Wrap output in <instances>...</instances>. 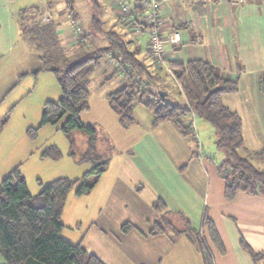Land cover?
Here are the masks:
<instances>
[{"label": "crops", "instance_id": "0c3cea01", "mask_svg": "<svg viewBox=\"0 0 264 264\" xmlns=\"http://www.w3.org/2000/svg\"><path fill=\"white\" fill-rule=\"evenodd\" d=\"M40 1V6L20 8L18 16L23 10H26L28 13L34 10H40L41 12L42 9H46L47 13L46 16H43L45 18L42 17L41 24L52 21L56 27L55 33L57 41L61 44L65 43L68 47H73V49L75 48L74 50L78 56L84 48L91 53L96 49H100L98 47L105 44L101 39V33L91 28L92 26L88 32L82 30L77 22L81 17L80 10L76 8L75 4H72V8L70 9L67 0ZM95 1L103 11L102 15L113 23V27L124 31L126 38L123 39L128 42V48L130 50H136L137 57L149 70H154V59L149 51L148 35L146 34V37L144 34L146 32L141 28L143 9L139 1ZM102 2L107 6L106 11L105 8H103L104 5ZM123 5L129 6L131 9L130 13L127 15L123 12ZM13 11L12 0H0V29L7 30L10 34H15L13 30ZM92 12V15L95 14L93 5ZM24 18H26V16ZM159 21L161 35L164 38L168 37L174 31H177L180 33L181 40L177 47L171 46L168 43L164 45V67L167 69H162L160 73L156 75V77H158L156 78V81L158 80L157 84L161 82L163 76H168L174 82L177 94L182 100L183 96L180 93L179 85L171 74H169L171 70L168 65L169 63H185L189 60L200 59L212 64L222 77L231 80L236 79L239 84V89L242 88L244 82L250 83L251 85L253 84L257 90V93L253 94L257 95L259 99H264V87L261 85L264 83V0H244L238 3L232 2L231 0H168L160 12ZM71 23L73 25L72 27L71 25L66 27L67 24ZM18 26L21 30L22 26L20 23H18ZM113 31L118 34L117 30ZM26 41L31 43V39L28 36ZM79 41L83 43L80 45ZM103 47L106 46L104 45ZM25 48L29 49V46L27 45ZM3 53L4 52L0 49V60ZM113 63L111 58H103L102 66L98 69H105L106 75L109 73L106 79L112 76L111 74L113 71L110 73L111 70L109 69H114ZM29 73L30 72H25V75ZM37 74L38 72L35 75L32 73L33 77H26L25 75L23 78L20 77L21 82L19 81L16 83L15 87L13 86L7 91L6 96L8 93L19 88L16 94V98L19 95L18 99L15 100V98L5 107V109L8 108V111L11 110L12 112L13 108L16 106L11 115L12 119L14 118V112H16L19 106L17 104L19 100H21L20 102H25L28 108L31 105L37 106L36 108L40 111L45 101L54 100L53 98L48 99L47 96L44 95L34 97L39 82V74ZM28 79L31 81L28 82ZM122 80L123 79H121V81ZM22 81L25 82L24 85H22ZM122 83L124 82L122 81ZM107 92L100 93L94 100L89 98L88 109L82 112L81 119L85 124L99 123L89 120L88 115L85 116L86 113L90 112L93 105H95V114L102 117L101 120L103 123L106 121V117L111 114L108 123L110 127L114 128V132L111 131L114 138L111 142L117 147L116 149H118L119 155L117 154L115 157L112 171L110 170L113 164V157L109 159L107 171L99 178V186L102 187L101 191L103 193V198L98 205L86 204L88 199L85 200L84 206H79L71 222L66 220L65 213L64 211L62 212L61 222L63 223V229L61 231V237L70 243H81L88 252L95 254L105 264H168L165 262L167 255L173 260V264H204L197 246L192 243L187 236H175L171 231L158 235H149L152 223L160 220L161 214L155 212L152 208V204L158 195H142L143 188L141 184L147 182L149 177L160 174L157 166L158 161H174L173 159H176L172 150V145L174 143H184V141H186L188 155H191L189 164L193 163L198 168L197 172L194 174V178L197 182L209 179L208 191L215 178V169L212 167L211 163L205 159L203 152L201 156L194 157L193 151L197 145L195 146L190 136H181L172 122H164L153 127L152 123L154 116L152 120L149 115V118L147 117V122H143V120L137 118L136 109L134 108V122L126 128L122 127L118 122L117 116L110 109L106 99ZM238 93L239 91H237L236 95L223 94V103L240 115L243 137H245V126L247 123L251 127V131L260 132L261 129L258 128V126H262L264 123V108L261 109V107L264 106L263 103L259 102L258 105L246 109L245 112V108H241V106H238L233 101L238 97ZM165 95L171 96L168 93H165ZM27 98H30L28 103ZM14 103L16 104L15 106L13 105ZM140 106L142 105L140 104ZM140 111H138V113H140ZM4 114H0V117ZM247 115L249 116L247 117ZM29 116L31 117L32 114L30 113ZM251 117L253 120L252 123L249 121ZM102 121L100 123H102ZM39 122V120L37 121L34 119L25 121L23 127L26 133L29 128L37 126ZM6 126L8 128L11 127L9 120L3 129ZM256 126L257 128H255ZM194 128L196 134L195 138L200 142L201 139L198 135L199 131L196 130L195 125ZM14 137H16V135H12L6 142L8 143V150L12 148L14 144L12 143ZM261 139V142L264 144V137H261ZM143 143L148 147V150L143 148H139V151L137 150L136 152L133 150ZM28 144L32 146V143ZM49 145L32 147L27 154L19 155L17 158L14 156L15 152L11 150L13 156L11 161L7 163L4 161L5 157L0 153V182L13 168L19 167V164L25 162L28 164L27 169L21 170L19 168L23 175L26 172L33 173L30 171L31 166L36 175L46 173V169H50L52 172L58 170L59 166L57 163H48L47 159L40 157L41 153ZM56 146L58 147V145ZM154 149H156L161 156L150 154V151ZM184 157L185 155L179 158L181 162H177L178 165L183 163ZM89 165L91 168V164ZM70 169L71 171L74 170L72 174L75 176L65 177L71 179H80L82 177L79 178L78 176L81 173L79 171L81 169L77 167H71ZM208 170L212 171L211 174L213 175V179H211ZM207 175L210 177L208 178ZM60 177L63 176H58L57 178ZM215 181L216 179H214V182ZM184 183L188 187V190L194 191V183L191 182L192 184H189L186 181H184ZM97 186L98 185L95 184L88 194L93 192L92 194H94L95 197ZM72 198V200L76 199V197ZM162 199L167 203L168 207L166 205V208L169 211V207L171 206L169 201L163 196ZM66 201H68V199H66ZM224 202H226V206L232 211L231 215H234L237 219L240 217L245 219L248 217L253 218V221L248 222L247 225L251 226L254 234L256 233L257 235L255 243L252 244L253 248L250 244L249 246L256 252L264 251V195L239 192L233 200L227 201L225 199ZM65 206L64 208H66ZM208 207H206L205 210L208 211L209 209V212L213 213V210L210 211ZM128 208H131L133 212L130 213L129 211V214H127ZM211 213L209 216L218 223L215 215ZM234 216L232 217L234 218ZM256 218H259V221H255ZM127 221L133 224L137 229L131 230L128 233H122L120 228L122 224ZM198 221L199 219L197 216L196 223H199ZM84 222L87 226L86 230L83 225ZM199 226V229H195L201 231L202 221ZM83 229L84 232L81 233L80 230L82 231ZM210 251L212 253L211 249ZM235 252L233 256L227 248L226 254L221 253L214 258V264H254L249 254L239 245L236 246ZM0 264H5V260L1 255Z\"/></svg>", "mask_w": 264, "mask_h": 264}, {"label": "trees", "instance_id": "16d2710c", "mask_svg": "<svg viewBox=\"0 0 264 264\" xmlns=\"http://www.w3.org/2000/svg\"><path fill=\"white\" fill-rule=\"evenodd\" d=\"M92 1L96 9V1ZM67 3L71 9L72 0H67ZM96 11L91 26L98 31L101 30L100 13L99 9ZM26 13L23 10L20 15ZM42 24L35 22L30 27L28 25L24 33H27L31 43L41 41L57 45L54 23L49 21ZM104 34L108 41L106 47L96 49L85 58L71 63L63 72L58 68L50 69L56 77L61 95L57 100L43 103L39 126L27 130V135L33 139L42 126L59 123L58 129L69 138L71 150L75 147L74 133L83 134L86 147L77 158L79 162L91 164V168L80 179L57 178L34 196L28 192L25 177L18 166L1 180L0 255L5 264H105L81 243H70L61 237V214L68 193L74 188L79 196L90 192L109 163L108 150L100 147V143L110 145V140L99 134L96 124H85L81 119L82 112L88 109L91 76L101 68L103 58H111L114 62L109 80L116 75L126 80L120 88L106 93L108 104L122 127L126 128L134 122V106L141 104L153 112V127L172 122L181 136L195 138L194 120L188 121L186 118L196 115L214 126L215 146L224 153V158L217 165V172L225 183L224 198L231 201L239 192L264 195V144L257 151L245 147L241 117L222 101L223 94L238 91V81L222 77L212 64L204 60L169 63L171 72L168 73L179 85L183 96L180 102H172L163 92L164 89L158 88V80L156 81V75L162 69H167L164 67L165 61L157 64L153 60L155 69L151 71L137 57L136 50H130L128 42L116 32L107 31ZM79 42L80 45L83 43ZM39 71L40 69L34 74ZM141 83L145 84L143 89L137 87ZM10 113L11 110L0 117V132ZM195 140L196 149L198 150L199 145L202 154L203 146L197 138ZM201 154L198 155L197 152V156ZM75 155L73 152V156ZM40 157L59 160L62 152L56 145H49ZM152 208L161 217L152 223L149 235L171 231L175 236H187L197 246L204 264H214L209 242L221 253L224 252L217 229L206 214L203 216L202 230L199 231L191 226L188 217L181 212L168 211L160 198L153 202ZM169 214L182 218L183 228H179L168 218ZM120 229L122 233H128L137 228L126 222ZM240 246L249 254L254 264H264V251H254L244 240L240 241Z\"/></svg>", "mask_w": 264, "mask_h": 264}, {"label": "rangeland", "instance_id": "374dc122", "mask_svg": "<svg viewBox=\"0 0 264 264\" xmlns=\"http://www.w3.org/2000/svg\"><path fill=\"white\" fill-rule=\"evenodd\" d=\"M50 1V0H45ZM40 0H12V7L14 8V18H13V30L15 34H10L7 30L0 29V49L4 52L3 56H1L0 60V114H4L8 111V108L5 109L7 104L12 102L16 98V94L19 91V88L17 90L12 91L11 93H8L6 96L7 91L12 88L13 86H16V83L20 81V77H33L32 73L35 71L38 72V84L34 93V97L38 95H44L47 96L48 99L53 98L54 100H57V98L61 95L60 87L57 83L56 77L54 73L50 70L52 68H58L63 72L68 65H70L73 62H76L78 60H81L85 58L89 53V50L83 49L81 51L80 55L78 56L76 51L73 49V47H68L67 44H61L58 42V44H48V43H42L41 41L38 43H28L26 41L27 39V33H24V30H26V27L32 26L35 22L41 23V19L45 18L43 16H46L47 10L42 9L35 10V11H29L25 15L18 16L19 9L20 8H26L31 6H40ZM105 8V11L107 10V6L104 2H102ZM72 4L76 5V8L80 10V19L77 21L78 24L81 26L83 31L88 32L91 27V19L93 17L92 15V5L93 10L95 12L96 9H99V20H100V26H101V39L105 42V46L108 45V41L105 37L104 32L107 31H113L117 30L118 34L122 38H126V34H124V31H121L118 28L113 27V23L106 19L102 15V9L99 8L97 5L96 9L93 4L92 0H73ZM38 8V7H37ZM26 16V18H24ZM19 17V19H18ZM43 17V18H42ZM34 18V19H33ZM47 21V20H46ZM18 23L21 24L22 27L21 30L19 29ZM47 23V22H45ZM73 23V22H72ZM71 24H67L66 27L73 26ZM27 25V26H25ZM43 25V24H42ZM92 28V27H91ZM10 34V35H9ZM146 35V33H144ZM13 36V37H12ZM147 37V35H146ZM27 44L29 46V49H26L25 45ZM52 44V45H51ZM103 45V46H104ZM11 46V49H10ZM101 46V47H103ZM31 47V48H30ZM98 47V48H101ZM40 57L44 59H40ZM103 62V61H102ZM110 73H112V69ZM25 72H30L29 74L25 75ZM37 74V75H38ZM109 73L105 72V69L102 70H96L93 75L91 76V82L89 86L90 90V96L89 98L95 99L100 93L107 92L110 90H116L121 87V85L125 84V81L120 75H117L111 78V80L106 79ZM25 75V76H24ZM35 75V74H34ZM106 75V76H105ZM137 75H134L135 81L137 80ZM31 79V78H30ZM122 81L124 83H122ZM31 80L28 79V82ZM121 81V82H120ZM21 82V81H20ZM22 85L25 84L24 81H22ZM27 83V82H26ZM144 83H141L137 87L139 89H143ZM262 87H264V83L261 84ZM158 88L164 89V93H168L171 95L177 102H180V96L177 94L174 82L172 79H170L168 76H163L161 82L158 84ZM238 93V97L233 100L235 104L238 106H241V108H245L244 111L246 112V109L253 108L255 105H258L259 102H262L264 105V99H259L257 95H254L253 93H257L256 87L250 83L244 82L242 85V88H240ZM237 92L231 93L232 95H236ZM6 96V97H5ZM19 96V95H18ZM18 96L15 100L18 99ZM5 98V100H4ZM239 98V99H238ZM28 99V98H27ZM21 100H19L20 102ZM30 101V98L27 100ZM17 103L19 106L17 107L16 112H14V118L12 119L11 115L13 114L14 109L16 108V104L13 108V111L10 113L9 117V123L10 128L7 126L1 130L0 132V153L5 157V163L8 161H11V158L13 156L12 151H14V156L17 158L19 155H25L29 150L35 147H41L43 145H49V144H56L60 148L62 152V157L59 160H52L50 158L47 159L48 163H57L59 166L58 170H54V172L50 171V169H46V173H43L40 175H36L33 171V167H30V172H26L24 174L27 188L30 194L36 195L38 194L45 185H47L49 182H51L54 178H57L58 176H75L72 173H74V170L71 171V167H77L81 173L79 178L82 176V174L87 171L90 168L89 163L86 162H79L78 156L80 153L83 152V150L86 147V139L83 134H80L79 132L74 133V140H75V147L71 150L70 148V140L69 138L63 134L62 131H60L59 123L52 125V124H46L39 128L36 136L32 139L30 138L26 131L24 130V123L28 120H41V111L38 110L34 105L27 107L25 102ZM91 103L93 104L92 100ZM107 108V107H106ZM134 108L136 109L137 118L143 120V122H147V117L152 118L153 120V112L144 107L140 106V104H135ZM261 107V109H263ZM108 109V108H107ZM111 109V108H110ZM112 110V109H111ZM141 110V111H140ZM113 111V110H112ZM140 111V113H138ZM32 114L30 117L29 114ZM110 113V112H109ZM112 113V112H111ZM114 113V112H113ZM112 113V115L116 118V116ZM88 115L89 120H93L96 126H98L99 134L104 135L108 140H110V145L108 143H100V147L103 146V149L108 150V158L111 157L113 160V164L111 166V170L114 167L115 163V157L119 152L115 147V144L111 142L113 140V133L114 128L110 127L108 125L109 123V116L106 117V121L103 123L101 120L102 117L95 114V105H93L90 109V112L86 113L85 116ZM249 115H247L248 117ZM25 118V119H24ZM23 119V120H22ZM189 120H194V125L196 126V130L199 131L198 135L201 139L200 142H202L203 146V156L205 159H207L212 167L215 169V178L216 181L214 182V179L212 178L213 175L211 174L212 171L208 170L210 173L211 179H213L212 184L210 185V190L208 191V185H209V179H204L202 182H197L194 178V174L197 172L198 168L195 164L190 163L189 159L191 158V155H188L187 150V143L186 141L180 142V143H174L172 146L173 155L176 156V159H173L174 161L168 160V161H158L157 166L160 174H156L155 176H151L148 178L147 182L144 184H141L142 186V195L147 196V194L150 195H158L156 199L160 198L162 199V196L166 198L170 203V210L171 213L174 212H181L184 214L188 219L190 220L191 226L194 228L199 229L200 228V222L202 221V217L206 214L214 223L217 232L219 234L223 253H227V248L229 249L231 255L234 256L236 253V246H240V241L244 240L247 244H250L252 247V244L255 243L256 239V233L254 234L253 229L251 226H248V222L253 221L252 217L245 218H238L234 215H231L232 211L226 206L225 198H224V180L219 176L217 172V165L220 163V161L224 158V153L217 149L215 146V140H216V132L214 126H212L209 122L203 120L202 118L195 117H187ZM102 123H100L101 121ZM250 123H252V117L249 119ZM149 122V121H148ZM40 124V122H39ZM39 124L35 127H38ZM13 127V128H12ZM257 128V126L255 127ZM258 128L261 129L260 132H255L254 130L251 131V127L247 123L245 126V147H247L251 151H257L259 148L262 147L263 142H261V137H264V123L262 126H258ZM24 130V131H21ZM111 133H110V132ZM25 132V133H24ZM12 135H16L12 139V148H9L8 150V139L12 137ZM112 135V136H110ZM112 138V139H111ZM192 138V137H191ZM194 143L197 141L195 138H192ZM105 142V140H104ZM28 143H32V146ZM31 146V147H30ZM139 146V145H138ZM136 146V147H138ZM196 146V144H195ZM30 147V148H29ZM139 148H143L145 150H148L147 146L143 143L138 148H135V152ZM174 148V149H173ZM15 149V150H14ZM73 152L76 154L73 156ZM243 151L241 150V154ZM150 154L155 156H161L160 153L154 149L153 151H150ZM183 163L181 165H178L177 162H181L179 158L183 157ZM194 157H197V149L193 151ZM24 160V159H22ZM22 162V161H21ZM20 162V163H21ZM28 167L27 162L19 164V168L21 170H26ZM108 168V166H107ZM107 171V169H106ZM199 175V174H198ZM208 176V175H207ZM208 176V178L210 177ZM186 181L187 183H194L195 189L194 191L188 190V187L184 183ZM196 181V182H195ZM105 182V181H104ZM103 182V185H104ZM99 179L97 181V192L96 196L94 197V194H88L86 195H77L75 193V188L72 189L68 193V201H66V208H64L65 218L67 221L71 222L73 216L79 209V206H84L85 200L88 199V202L86 204H95L98 205V203L103 198V193L101 191L102 187L99 186ZM106 183V182H105ZM191 183V184H192ZM220 185V187H219ZM91 192V191H90ZM207 193H208V201H207ZM88 194V195H87ZM75 195V196H74ZM72 197H76L75 200H72ZM80 199V200H79ZM164 202L165 200L162 199ZM166 203V202H165ZM85 204V205H86ZM167 205V203H166ZM209 206V207H208ZM168 207V205H167ZM206 207L210 208V211L213 210V213L205 210ZM168 208V209H169ZM212 208V209H211ZM132 213V209L128 208L127 214ZM214 214L216 217V220L212 219L209 215ZM235 214V213H233ZM197 216L199 219V223H196ZM234 216V218L232 217ZM242 216V215H241ZM243 217V216H242ZM168 218H170L179 228H183V220L182 218H179L177 215L169 214ZM182 220V221H181ZM255 221H259V218H256ZM128 222V221H127ZM126 223V222H125ZM85 230L87 229V226L85 225V222L83 223ZM81 233L84 232V229L81 231ZM222 232V234H221ZM86 233V231H85ZM210 249L212 250L214 258L217 255H220L221 252L212 245L211 242L208 243ZM241 247V246H240ZM253 248V247H252ZM165 262L168 264H173V260L170 259V256L167 255L165 258Z\"/></svg>", "mask_w": 264, "mask_h": 264}, {"label": "built area", "instance_id": "2783aa9c", "mask_svg": "<svg viewBox=\"0 0 264 264\" xmlns=\"http://www.w3.org/2000/svg\"><path fill=\"white\" fill-rule=\"evenodd\" d=\"M142 9L141 28L146 32L149 39V51L153 56V59L158 64L164 62V45L168 43L171 46H179L180 44V33L174 31L168 37L164 38L161 35V27L159 16L160 12L168 2V0H138ZM232 2L238 3L244 0H231ZM131 9L129 6L123 5L124 14L130 13ZM194 116V115H193ZM194 125V124H193ZM198 155L201 154V147L198 145Z\"/></svg>", "mask_w": 264, "mask_h": 264}, {"label": "water", "instance_id": "95a60500", "mask_svg": "<svg viewBox=\"0 0 264 264\" xmlns=\"http://www.w3.org/2000/svg\"><path fill=\"white\" fill-rule=\"evenodd\" d=\"M167 98H168L170 101H172V102H176V100H175L173 97H171V96H167Z\"/></svg>", "mask_w": 264, "mask_h": 264}]
</instances>
